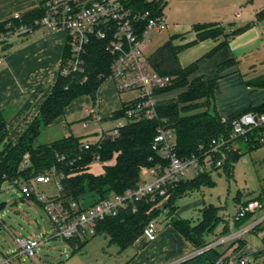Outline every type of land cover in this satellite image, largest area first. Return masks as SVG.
I'll return each instance as SVG.
<instances>
[{"label":"trees","instance_id":"obj_1","mask_svg":"<svg viewBox=\"0 0 264 264\" xmlns=\"http://www.w3.org/2000/svg\"><path fill=\"white\" fill-rule=\"evenodd\" d=\"M123 3L133 13L149 11L153 15H162L165 6L162 0H123ZM40 14L41 9L37 8L23 15L21 23L29 22L39 17ZM18 24L19 22H16L15 25ZM4 25L5 23L0 25V32L5 31ZM213 30H216L217 33H213ZM240 30L227 31L220 25H196L194 27L196 36L193 42L177 46L172 41H168L148 58V63L154 71L172 78L171 85L162 93L175 89L182 90L176 101L165 100L158 106V119H141L130 122L120 129L118 136L106 137L97 144H92L88 150H84L81 138L73 136L60 138L50 143L37 144L36 141L41 132L63 116L72 101L83 96H89L94 100L98 88L108 78L112 58L105 51L102 42L92 40L87 45L84 55L85 72L66 76L59 72L51 92L40 106L38 114L14 142L10 138V129L0 108V183L15 178L27 179L44 174L51 169L61 186L59 198L64 201H77L85 193H90L93 198L97 197L99 200L106 199L112 194H122L125 190L138 186L141 181V172L145 168L159 163L160 155L152 148V142L160 119H164L166 126L173 130L176 153L179 157L204 158L212 140L220 137L228 140L230 135V126L222 123V116L211 111L209 107L210 101L213 99L215 82L223 76L221 70L226 63L219 66L214 78L206 79L204 76H194L198 65L197 60L182 67L179 64L178 55L185 47L195 42L222 36L224 40L205 55V57H209L223 47L229 37ZM68 56L69 51L65 46L61 62ZM245 84L248 87L264 89V75L248 79ZM125 107L124 104L120 110L110 116V119L120 118ZM248 111L264 112V103L257 107L241 109L227 117L232 119ZM263 130V128L254 130L245 137V140L233 139L226 145V159L221 168L227 176L231 173L233 163L241 155L239 149L234 147L235 144L244 142L249 150L257 148L261 145L257 140L258 134ZM218 156V154L212 155V158L215 160L219 158ZM25 159L28 160V165L22 168L21 165ZM93 160L104 163L102 174L95 175L90 172V164ZM210 183V173H203L191 180L179 182L170 191L169 198L164 205L166 210L163 215L161 209L155 207L156 199L152 201L150 197L142 198L136 203L134 212L130 208L120 210L114 217H108L98 222L95 234L105 235L110 244H115L123 251L141 237L142 229L149 220L162 216L194 248L195 252L200 251L177 264H216L233 246L232 243L227 246L205 249L218 237L230 232L228 225L225 224L222 231L214 236V230L221 221L217 208L211 205L202 207L200 218L195 223L182 219L176 214L178 199L199 190L204 185H210ZM4 205L5 203H0V210ZM250 215L234 222L235 227H240L243 220ZM257 227L258 225L252 231ZM208 236L214 237L209 240ZM65 241L76 243L77 249H80L86 239ZM236 243L237 246L232 251L236 253L247 244L243 239ZM221 247H225V249L220 250ZM224 261L226 262L227 259ZM251 264H264V246L252 253Z\"/></svg>","mask_w":264,"mask_h":264},{"label":"built area","instance_id":"obj_2","mask_svg":"<svg viewBox=\"0 0 264 264\" xmlns=\"http://www.w3.org/2000/svg\"><path fill=\"white\" fill-rule=\"evenodd\" d=\"M38 8L41 9L40 16L29 22L21 23L22 16L16 14L5 23V31L0 32V64L3 62L2 47L10 37L27 36L36 30H43L47 34L63 32L66 36L69 56L60 64L61 75L83 74L86 47L92 40H97L103 43L105 51L112 58L107 79L112 80L118 93H134V97L125 102L123 115L115 119L118 122L106 131L101 129L95 142H83L84 150H88L92 144H97L106 137L118 136L120 129L130 122L158 119L157 108L165 101L162 100V91L171 85L172 78L160 75L150 67L146 48L153 34L166 29L167 25L162 15H153L149 11L133 13L125 6L123 0H48ZM16 22L19 24L15 25ZM262 39L264 40V32ZM87 112L90 120L100 123L98 111L92 108ZM159 121L152 142V148L160 155L159 163L141 172V181L134 189H127L122 194H112L103 200L97 197L91 198L88 205H82L81 199L64 201L59 198L60 183L50 169L44 174L27 179L5 180L0 183V192L9 187L19 193L22 200L41 204L57 237L63 240H85L95 234L98 222L114 217L120 210L130 208L134 212L136 203L142 198L150 197L152 201L156 199L155 207L161 209L163 215L170 191L179 182L221 168L226 159V145L231 140L238 138L245 140V137L254 130L264 129V112L248 111L232 119L222 116L221 122L230 126L229 139L220 137L212 140L204 158L201 159L194 156L179 157L176 153L173 130L166 126L164 119ZM257 140L259 144L264 145V130ZM216 154L219 158L214 160L212 155ZM27 165L28 160L25 159L21 167L25 168ZM144 175L147 179H144ZM5 184L9 186L6 187ZM49 184L55 187V197H46L38 189L39 185ZM261 208L262 206L256 201L240 204L232 220L238 222ZM262 220L264 215L248 226L230 230L228 234L218 237L205 249L233 243L229 251L237 246L236 242L242 239L243 235L251 232ZM157 233L158 223L155 218L145 224L141 237L147 242H153ZM15 242L18 252L1 255L0 264H18L21 255L32 258L35 250L42 245V242L36 239L16 238ZM199 252L194 251L186 258ZM231 254L232 252L228 254L226 251L216 264L252 263V258L247 253L240 254L235 262L229 261Z\"/></svg>","mask_w":264,"mask_h":264},{"label":"rangeland","instance_id":"obj_3","mask_svg":"<svg viewBox=\"0 0 264 264\" xmlns=\"http://www.w3.org/2000/svg\"><path fill=\"white\" fill-rule=\"evenodd\" d=\"M165 1L167 6L162 16L165 24L172 28L152 38L146 49L148 53H152L173 33L186 32L187 36L192 35L189 31L193 24L212 22L224 27L239 26L242 22H255L256 15L260 11L264 12V0ZM260 22L264 24V19ZM213 33L216 34L217 31L213 30ZM13 38L17 37H10L9 40ZM191 56L192 52L189 50L181 53L178 57L179 64L183 66L189 64ZM110 82L106 80L102 84L100 97L92 100L89 96H83L72 101L64 115L41 132L36 143H48L67 135L81 138L82 142H95L101 129L106 131L118 122L109 118L110 110L117 98V93L109 92ZM181 91L180 89L166 91L161 95L162 100L176 101ZM259 93L249 87L247 96L254 102H261L262 94ZM118 95L121 103L134 97V93ZM92 108L99 111V116L103 119L100 123L88 117L87 111ZM105 118L109 119L104 120ZM234 147L239 149L241 155L233 163L229 176L222 168L217 171L213 170L210 172V185H204L199 190L190 192L176 201L178 207L176 214L193 223L200 218L202 207L211 205L217 208L221 221L214 230V236L222 231L225 224L231 231L236 229L232 218L236 215L240 204L255 200L262 206L261 209H257L244 219L240 227L248 226L264 215V145L249 150L244 142H238ZM103 166L104 163L93 160L90 164V172L95 175L102 174ZM144 179H147L145 175ZM39 188L46 197L56 194L55 187L51 184L39 185ZM91 198L93 197L90 193H85L84 201L89 202ZM1 202L5 203L0 210L2 222L0 224V252L2 255L18 252L16 238L36 239L42 242L32 258L19 256L18 264H128L136 254L135 245L122 251L115 244H110L109 239L101 233L88 237L85 244L77 249L76 243L67 242L55 235L54 228L40 204L22 200L14 189L0 192ZM156 219L160 229L167 226L168 222L162 216ZM214 236H208L207 239L210 240ZM242 239L247 243L246 249L237 253L232 252L229 261L235 262L240 254L246 253L252 258L253 252L263 248L264 220L254 231L243 235ZM224 249L225 247H221L220 250Z\"/></svg>","mask_w":264,"mask_h":264},{"label":"crops","instance_id":"obj_4","mask_svg":"<svg viewBox=\"0 0 264 264\" xmlns=\"http://www.w3.org/2000/svg\"><path fill=\"white\" fill-rule=\"evenodd\" d=\"M46 1L48 0H0V25L11 20L13 15L23 16L36 10ZM162 1L165 3L163 14L167 2ZM256 16L255 22H242L239 26H222L227 31L241 30L229 37L226 44L209 57H205V55L224 40L222 36L195 42L185 47L178 55L179 57L181 53L188 50L192 52L189 64L198 61L194 76H204L206 79L214 78L219 66L226 63L221 70L223 76L215 82L213 99L209 106L211 111L217 112L220 116H229L241 109L257 107L264 103V89L253 88L262 94V101L254 102L248 98L249 87L245 84L248 79L264 75V40L262 39L264 24L260 22L264 19V12L260 11ZM207 24L218 25L212 22L193 24L189 31L192 35L187 36L186 32L173 33L159 47L168 41H172L177 46L193 42L196 36L194 27ZM169 26H166L165 31L172 28ZM160 33L153 34L151 40ZM65 46L66 36L63 32L47 34L43 30H36L27 36L10 39L3 45L1 52L3 62L0 64V108L7 120L10 138L13 142L33 121L40 106L49 96L59 74ZM159 47L152 53L146 51L147 58ZM187 65L181 66L186 67ZM110 81L109 92L117 93L115 104L110 110L111 116L120 110L125 102L121 103V98L118 95L121 93L116 91L112 80ZM102 84L97 90L96 95L98 96L96 97H100ZM99 104L98 109L100 108ZM99 118L103 120L100 116ZM64 137H68V135ZM9 189L8 187L6 190ZM38 189L41 191L39 187ZM84 198L85 195L81 197V204L88 205L91 199L87 202L84 201ZM166 225L164 229L158 227L155 241L147 242L140 237L133 244L136 247V254L128 264H175L194 252V248L179 233L168 223ZM235 248L236 246L227 250V253L230 254ZM244 249L246 247L242 250ZM1 255L2 252H0Z\"/></svg>","mask_w":264,"mask_h":264},{"label":"water","instance_id":"obj_5","mask_svg":"<svg viewBox=\"0 0 264 264\" xmlns=\"http://www.w3.org/2000/svg\"><path fill=\"white\" fill-rule=\"evenodd\" d=\"M184 260V259H183Z\"/></svg>","mask_w":264,"mask_h":264}]
</instances>
